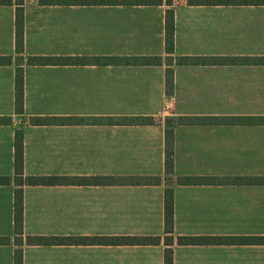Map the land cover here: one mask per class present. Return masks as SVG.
I'll return each mask as SVG.
<instances>
[{
  "label": "crops",
  "instance_id": "0c3cea01",
  "mask_svg": "<svg viewBox=\"0 0 264 264\" xmlns=\"http://www.w3.org/2000/svg\"><path fill=\"white\" fill-rule=\"evenodd\" d=\"M23 0L24 52H16L17 0L0 5V264H164L165 191H173V264H264V245L177 244L181 236L264 237V3L121 5ZM175 15L174 54L166 13ZM55 58L49 64L30 58ZM161 58L158 65L125 59ZM172 57L173 63L167 60ZM182 57L208 63L178 65ZM62 59H65L63 61ZM100 59L99 62H89ZM23 70V110L16 77ZM173 93H167V70ZM70 124L32 125V118ZM155 119L121 125L120 118ZM174 125L173 175L165 167ZM24 134L25 177L75 181L23 186L21 245L15 241L14 142ZM95 178H151L105 183ZM195 179L181 184L180 179ZM41 237H160L158 245H28Z\"/></svg>",
  "mask_w": 264,
  "mask_h": 264
},
{
  "label": "trees",
  "instance_id": "16d2710c",
  "mask_svg": "<svg viewBox=\"0 0 264 264\" xmlns=\"http://www.w3.org/2000/svg\"><path fill=\"white\" fill-rule=\"evenodd\" d=\"M81 2L91 3L93 0H80ZM75 0H39L42 5H66L67 3H74ZM12 0H0V5H11ZM112 3L121 5H162L164 0H113ZM250 3H264V0H187V4L194 5H211V4H225L238 5ZM168 6L173 5V0H166ZM16 9V52L22 54L24 52V36H23V0H17ZM166 52L169 56L174 54V30H175V15L172 9L167 10L166 13ZM65 61V59H62ZM61 61L55 58H30L28 63L34 64H49ZM89 62H99L100 59H90ZM125 62H134L144 65H158L162 63L161 58H143V59H125ZM178 65H191L199 63H208L207 59L182 57L176 59ZM167 62L172 65L173 59L170 57ZM11 63L10 57H0V65H8ZM167 93L172 95L174 90L173 72L167 70L166 76ZM24 88H23V70L20 68L16 77V103L17 110H23ZM70 119L67 118H32V125H47V124H70ZM121 125H152L155 123L153 118L145 117H129L120 118L115 122ZM209 117H177L175 119L166 120L165 128V167L167 175H173V161H174V132L173 126L176 125H202L209 124ZM14 168L15 177L14 183L17 186L15 191V241L21 245L20 237L23 236L24 224V205H23V186L28 185H57L63 183H70L75 181L71 178L62 177H25L24 175V134L22 130L15 133L14 142ZM103 181L105 183H133V184H150L156 183L157 179L151 178H95L83 179ZM181 184H192L195 179H180ZM9 178H0V185L9 184ZM173 191L166 189L165 191V216H164V232H165V256L164 264H173ZM8 238H0V244H8ZM76 243L83 244H102V245H158L161 243L160 237H94V238H79V237H41L33 236L27 238L28 245H70ZM177 244L181 246L188 245H264V237H217V236H181L177 238ZM15 264H23L22 250L17 249L15 252Z\"/></svg>",
  "mask_w": 264,
  "mask_h": 264
}]
</instances>
